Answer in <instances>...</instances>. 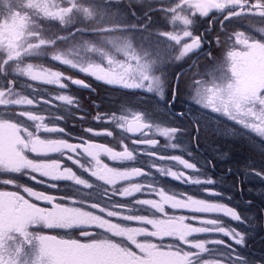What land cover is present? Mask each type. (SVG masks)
<instances>
[{"label":"snow or ice","instance_id":"obj_1","mask_svg":"<svg viewBox=\"0 0 264 264\" xmlns=\"http://www.w3.org/2000/svg\"><path fill=\"white\" fill-rule=\"evenodd\" d=\"M177 21L180 30H168ZM256 23L264 25V0H0V264H264V249L250 252V232L222 219L252 228L246 190L254 180L264 188V151L257 164L216 146L253 134L264 143V27ZM34 58L73 74L37 70ZM89 78L153 94L154 103L128 119L92 101V115L62 94L70 85L95 92ZM36 82L61 93L30 98L24 90L36 93ZM41 100L47 117L31 110ZM159 178L215 199L166 189ZM225 179L242 204L223 202L233 199L217 187Z\"/></svg>","mask_w":264,"mask_h":264},{"label":"flooded vegetation","instance_id":"obj_2","mask_svg":"<svg viewBox=\"0 0 264 264\" xmlns=\"http://www.w3.org/2000/svg\"><path fill=\"white\" fill-rule=\"evenodd\" d=\"M200 31L203 32V28H201ZM246 34H256V32L253 29L252 32L247 31ZM215 47L216 46H213V48ZM213 56L217 57L218 59H222L223 52L213 50ZM206 63L207 62L201 57L199 61L201 72L205 70L204 65ZM66 74L72 75L73 72L69 71ZM79 78H84V77L81 75ZM89 82L92 83L93 87L95 88V92L93 93H89L87 90L77 89L70 85L69 90L63 92L62 94L73 95L79 98L83 109L85 111L91 112L92 115H95L97 112L96 109L91 107L92 101H95L97 104H99L101 106V109H103V111L108 113L114 112L116 115L124 116L127 117L128 119H131L133 115L138 114L139 112L144 111L145 109L151 108L154 103V100L152 99L153 94H144L142 90L138 91L136 94H133L129 90L116 89L107 85L100 84L99 82L91 80V78H89ZM35 87L37 88L36 93L33 94L31 93V90H24L25 94L36 95L38 98L40 97L47 98L49 96L54 97L56 94L61 93V90L56 85H45L36 82ZM57 103L62 104L63 102H57ZM44 109L45 106L43 105V102L41 100V103L31 110L35 111L36 114L38 115H43L47 117L48 111ZM206 111L208 112L207 119L210 121V123L223 127V125H220V121L216 119L218 114L211 113L208 110ZM163 119L165 118L161 115L160 119L157 122L160 123ZM70 123H74V122H70ZM91 126L98 128L104 127V125H96V124H92ZM161 126L164 127L167 125L161 123ZM109 127L111 126L109 125ZM149 135L151 136L152 133H149ZM155 138L159 139L161 144L165 142L164 138L160 137L158 134H156ZM95 140L98 143H106L110 147L116 148V150H121L120 146L110 138L96 137ZM125 143H129V141L125 140ZM216 146L220 148L221 151H230L233 158L236 160H240V161L248 160V162L251 163L252 161L248 158L254 157L257 161V164L259 163V159H258L259 154L262 151H264V143H262L261 138L256 136L255 134H253L252 139L247 141H242L237 138L224 136L220 138ZM168 153L176 154V155L181 154L180 152L171 149L168 150ZM52 158H56V157L53 156ZM185 158L187 157L185 156ZM64 163L68 166H71L70 162L64 161ZM110 163H114V162H110ZM114 166H120V165L115 164ZM131 166L146 167V164H133ZM169 166L172 167L173 170H178L180 167L179 165H169ZM222 167L223 165H221V168ZM142 182H143L142 177H135L132 180V183H142ZM28 183L29 186H34L38 190H43L45 187L44 185L36 184L35 182H31V181H29ZM61 183L63 184L64 182ZM158 184L159 186H164L166 189H172L175 191L187 190L194 194H197L202 198L215 199L212 197H208L205 193L199 192V190L194 187L189 188V186L180 184L179 182L176 181H172L170 178H159ZM217 187H219L221 191L226 192L228 195L233 196V199L231 201H223L224 203L242 204V199L238 197V194L235 193V190L231 187L230 180L225 179L223 184L218 185ZM248 187L251 188L252 191L247 192L246 190V194L249 197L255 198V206L251 209H248L245 214L253 218V220L255 221L256 225H258V227H254L255 223L252 225V228H249L243 224L237 225L235 222L230 221L226 217H222V219L225 220V223L232 224L233 227H237L238 229L250 232L251 235L250 252L253 256L258 257L262 255L261 250L264 249V216H262L259 211L261 207H264V188H262L259 182L255 180L252 181L250 184H248ZM9 190L12 189L9 187ZM137 196H139L140 198H152V199L156 198L154 195L149 196L146 194L145 195L137 194ZM143 214H147V213H143ZM50 234L62 235L63 233L57 230H52ZM72 235L73 238H79L78 233L74 232Z\"/></svg>","mask_w":264,"mask_h":264},{"label":"rangeland","instance_id":"obj_3","mask_svg":"<svg viewBox=\"0 0 264 264\" xmlns=\"http://www.w3.org/2000/svg\"><path fill=\"white\" fill-rule=\"evenodd\" d=\"M245 25H248L249 22L248 21H245L244 22ZM259 26L261 25H258L256 28H258ZM180 27H181V24L179 21H177L175 24H172V23H169L168 24V30H176V31H179L180 30ZM237 31H244L245 33H247L248 29H246L245 27H240V26H237L236 28ZM255 30V28H254ZM30 63H33L38 70H41V69H46V68H51L52 70H60V71H66L69 72V71H72L70 69H65L63 66H58L57 64H54V63H50L47 59H44V58H34V59H31L29 60ZM211 66H209L210 68ZM30 96H32L30 94ZM254 227H258V225H254Z\"/></svg>","mask_w":264,"mask_h":264}]
</instances>
